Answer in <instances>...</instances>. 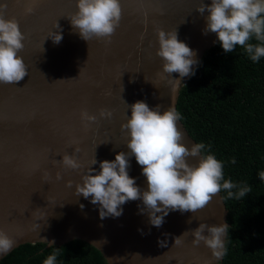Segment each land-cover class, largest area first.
I'll return each mask as SVG.
<instances>
[{"label":"water","instance_id":"1","mask_svg":"<svg viewBox=\"0 0 264 264\" xmlns=\"http://www.w3.org/2000/svg\"><path fill=\"white\" fill-rule=\"evenodd\" d=\"M0 2L7 4L4 18H15L24 36L18 55L28 71L19 82L0 84V230L15 242L7 254L24 244L49 248L42 239L54 240L57 247L77 240L95 248L106 264L220 263L222 258L215 260L202 241L193 245L191 234L200 223L229 226L220 193L194 213L170 211L160 227L150 225L146 213L138 214L139 200L126 202L121 216L101 219L90 198L75 195V184L94 156L98 163L92 167L98 169L100 161L128 151L127 130L121 129L130 114L128 104L143 100L150 108L159 105L161 112L171 105L176 109L189 77L173 90L169 80L178 73L162 72L156 29H176L199 60L216 45L215 33L202 34L204 16L196 11L202 0H120L121 19L111 37L89 41L68 19L77 11L76 0H38L31 14L24 11L29 0ZM57 30L63 37L59 44L46 39ZM101 109L111 118H100ZM82 110L96 121L85 127ZM177 126L181 142L190 148L195 141L181 121ZM65 153L83 167H62ZM199 159L186 161L195 165ZM141 167L130 158L129 175L147 189Z\"/></svg>","mask_w":264,"mask_h":264},{"label":"clouds","instance_id":"2","mask_svg":"<svg viewBox=\"0 0 264 264\" xmlns=\"http://www.w3.org/2000/svg\"><path fill=\"white\" fill-rule=\"evenodd\" d=\"M36 3L38 0H29L25 14H31ZM6 7V2H0V84H14L22 80L28 71L23 58L18 55L24 47V36L15 18H4ZM76 9L68 19L85 41L93 37L108 40L121 19L120 0H76ZM196 11L204 16L202 34L215 33L213 43L219 44L225 54L240 46L253 63L264 57V0H210L208 4L202 0ZM54 28L59 29L57 24ZM156 36L159 45L156 55L163 61L162 72L169 77L174 72L178 73L177 78L169 80L175 90L183 78L195 75L200 61L196 58V51L178 39L176 29L165 32L157 28ZM62 38V33L57 30L51 31L46 39L59 44ZM252 39L257 43L250 42ZM128 106L130 114L127 122L121 125L122 130H127L128 151L116 153L113 160L100 161L98 169L92 167L98 163L94 156L81 175V182L75 184V195L90 198V203L98 206L101 219L119 217L126 202L139 200L143 207L137 206L138 214L146 213L149 224L160 227L170 211L194 213L222 190L226 196H220L221 201L239 200L251 191L247 183L224 178L225 161L217 159L211 152V144L195 142L189 148L181 142L183 133L177 126L181 114L173 105L163 112L159 105L150 108L143 100ZM111 116L110 111H99L100 118ZM80 119L87 127L97 117L82 110ZM73 152H79V148ZM197 156L200 157L197 164L187 163L186 158ZM132 157L142 166L141 174L146 179L147 189L137 185L136 178L129 175ZM59 163L72 170L83 167L75 155L67 153L62 155ZM228 163L235 164V157ZM257 177L264 182V171L258 172ZM56 179H60L59 173ZM67 183L72 186L71 181ZM80 207L83 208V205ZM228 230L227 224L200 223L191 231L192 243L198 245L202 241L211 250L212 257L220 260L227 253L225 236ZM42 240L54 249L43 264H57L59 248L53 246L55 241ZM180 242V238L175 239V243ZM14 243L6 232L0 230V255H6ZM165 244L166 241H160L161 247Z\"/></svg>","mask_w":264,"mask_h":264},{"label":"trees","instance_id":"3","mask_svg":"<svg viewBox=\"0 0 264 264\" xmlns=\"http://www.w3.org/2000/svg\"><path fill=\"white\" fill-rule=\"evenodd\" d=\"M199 61L179 91L180 121L195 142L211 144V152L225 161V179L251 186L245 197L223 200L229 230L227 253L218 264H264V182L257 177L264 171V57L253 63L240 46L225 54L216 44ZM233 157L236 163H228ZM54 247L59 248L57 264H106L82 241ZM53 250L24 244L0 264H43Z\"/></svg>","mask_w":264,"mask_h":264}]
</instances>
